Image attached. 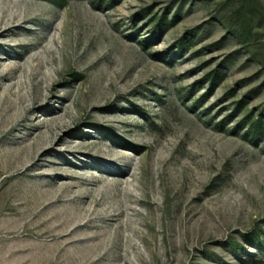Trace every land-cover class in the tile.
I'll use <instances>...</instances> for the list:
<instances>
[{
	"label": "rangeland",
	"instance_id": "obj_1",
	"mask_svg": "<svg viewBox=\"0 0 264 264\" xmlns=\"http://www.w3.org/2000/svg\"><path fill=\"white\" fill-rule=\"evenodd\" d=\"M264 0H0V264H264Z\"/></svg>",
	"mask_w": 264,
	"mask_h": 264
},
{
	"label": "trees",
	"instance_id": "obj_2",
	"mask_svg": "<svg viewBox=\"0 0 264 264\" xmlns=\"http://www.w3.org/2000/svg\"><path fill=\"white\" fill-rule=\"evenodd\" d=\"M246 134L253 139H261L264 137V121L257 119L250 121L247 125Z\"/></svg>",
	"mask_w": 264,
	"mask_h": 264
}]
</instances>
